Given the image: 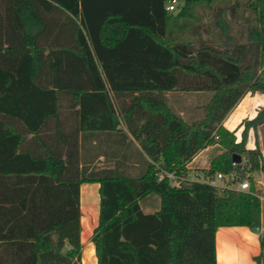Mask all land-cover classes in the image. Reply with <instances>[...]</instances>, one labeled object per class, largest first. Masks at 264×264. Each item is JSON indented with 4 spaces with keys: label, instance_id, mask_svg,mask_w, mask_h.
<instances>
[{
    "label": "trees",
    "instance_id": "obj_1",
    "mask_svg": "<svg viewBox=\"0 0 264 264\" xmlns=\"http://www.w3.org/2000/svg\"><path fill=\"white\" fill-rule=\"evenodd\" d=\"M168 1L0 0V264H83L84 182L100 183L98 264H217L220 226L260 230L253 175L248 190L181 177L211 144L222 150L207 173L264 172V106L240 140L224 123L264 92V0H182L176 14ZM171 91L209 92L202 116L185 118ZM18 124L30 142L49 133L65 148L24 147ZM80 132L82 149L91 132L129 139L126 156L145 165H99ZM152 192L160 209L145 212Z\"/></svg>",
    "mask_w": 264,
    "mask_h": 264
},
{
    "label": "crops",
    "instance_id": "obj_2",
    "mask_svg": "<svg viewBox=\"0 0 264 264\" xmlns=\"http://www.w3.org/2000/svg\"><path fill=\"white\" fill-rule=\"evenodd\" d=\"M181 4H183L182 0H178V8L173 13H177L180 9ZM194 8H203V5H194ZM179 92V91H172ZM183 93V91H182ZM170 92L168 93L169 96ZM171 103V102H170ZM264 106V92H248L240 101L236 104V106L232 109V111L228 114L224 123L230 129H237L238 139H241V132L243 130L242 121L245 118H253L258 110ZM186 108V107H185ZM185 108L177 109L180 113L186 117ZM18 123V120H14ZM22 129L23 126L18 124ZM24 133V129H22ZM252 133L254 136L253 142H255V131L254 129H250L249 134ZM259 133V142L262 152L264 154V123L258 127ZM49 133H45L44 140L39 144L37 141H31L30 139L34 137L33 133H24L25 141L24 147L26 148H39L40 150L46 149L47 145L53 148L60 147V149L65 148L64 144H60L58 141L53 140L54 134H52V140L49 139ZM135 141L136 145L140 147L139 142L131 136ZM79 141V151L81 154L87 156L88 159H96L99 165H115L117 158L121 160L122 165H145L143 157L135 156L132 159L128 158L126 154L129 151V139L123 141L120 139L118 135H114L109 132L88 133L85 142L83 143L82 149V137L81 132L78 137ZM43 144V145H42ZM255 146V145H254ZM249 147H253L250 146ZM205 149V148H204ZM204 149L200 150L195 157L189 162L188 166L190 167V172L188 175H192L196 171L207 172V169L210 166V162L212 157L207 160L202 157V152ZM222 150V149H221ZM221 152V151H220ZM115 153V154H114ZM219 153V152H218ZM113 155H119L116 158ZM109 157V158H108ZM81 165V164H80ZM253 177L256 182V186L260 192L261 199V220L262 226L264 228V172L263 171H254ZM100 188L99 182H84L81 184V193H80V201H81V223H82V232L81 238L83 242V254H82V262L83 264H98V258L96 255L95 244L92 240V235L94 232V228L98 225L99 215L94 219H91V215L94 210L89 209L91 212L90 216L88 212L85 210V203L88 199L89 189L91 187ZM146 200V204H143V201ZM100 205V204H99ZM142 209L145 212H154L160 209L161 206V197L157 193H150L146 197L141 200ZM93 217V215H92ZM262 231H256L251 229L245 225H235V226H220L216 231V255H217V264H264V247L261 245L260 241V233ZM258 257H260L258 259Z\"/></svg>",
    "mask_w": 264,
    "mask_h": 264
},
{
    "label": "rangeland",
    "instance_id": "obj_3",
    "mask_svg": "<svg viewBox=\"0 0 264 264\" xmlns=\"http://www.w3.org/2000/svg\"><path fill=\"white\" fill-rule=\"evenodd\" d=\"M176 11V10H175ZM209 92L207 91H201V92H170L169 94V102L170 104L176 109L185 108V115L187 119H197L202 116L203 109L199 107L200 105L204 104L208 99ZM240 126V125H239ZM237 130H239V127ZM241 135V134H240ZM254 136L252 133L249 134V139L247 145L254 146L255 142H253ZM221 146L218 144H211L208 145L204 151L202 152V157L209 160L212 156H215L218 152L221 151ZM244 161V159H243ZM89 194L87 202L85 203V210L88 212L89 216L92 214L89 212L88 208L93 209V217L91 215V219H94V216L96 218L99 215V204H100V192H99V186L98 188L91 187L89 189ZM143 204H146V200L143 201ZM91 213V214H90Z\"/></svg>",
    "mask_w": 264,
    "mask_h": 264
},
{
    "label": "built area",
    "instance_id": "obj_4",
    "mask_svg": "<svg viewBox=\"0 0 264 264\" xmlns=\"http://www.w3.org/2000/svg\"><path fill=\"white\" fill-rule=\"evenodd\" d=\"M178 8V0H169L167 3V9L175 11ZM244 159V158H243ZM165 175L168 177H176L174 171H165ZM253 175V171L246 169L244 174L238 170L222 171L218 170L213 173L196 171L192 175L187 177L182 176V179H191L207 182L213 186L226 187L237 190H248L251 186L250 177ZM264 231L263 227L259 228Z\"/></svg>",
    "mask_w": 264,
    "mask_h": 264
},
{
    "label": "water",
    "instance_id": "obj_5",
    "mask_svg": "<svg viewBox=\"0 0 264 264\" xmlns=\"http://www.w3.org/2000/svg\"><path fill=\"white\" fill-rule=\"evenodd\" d=\"M234 162L240 163L243 160V156L240 153H233Z\"/></svg>",
    "mask_w": 264,
    "mask_h": 264
}]
</instances>
